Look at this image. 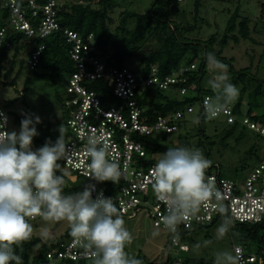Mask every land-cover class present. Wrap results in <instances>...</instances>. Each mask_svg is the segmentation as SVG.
<instances>
[{"label":"trees","instance_id":"1","mask_svg":"<svg viewBox=\"0 0 264 264\" xmlns=\"http://www.w3.org/2000/svg\"><path fill=\"white\" fill-rule=\"evenodd\" d=\"M25 1L17 0L19 5H23ZM57 1V23L81 34L93 32L101 57L107 65L122 66L127 63H132L130 67L138 69L144 75H148L151 66L155 64L157 67V75L161 78L168 75L180 65H194L185 71L186 80L182 85L192 86V88L184 94L179 93L178 88L174 89V87H169L168 89H160L158 87H155V89L142 88L136 93L137 103L143 109L142 113L146 118V122L148 121L149 123L159 115H166L175 110L184 109L186 105H192L194 110L192 113L185 114L179 119L175 132H156L148 136L143 135L138 137L144 143L147 152L148 159L145 160V163H155L152 158L153 152L156 154L165 152L167 148L190 147L193 142L190 138L193 136L196 138L194 148L201 149L205 157L210 160L212 149L216 144L223 145L230 137L238 141L246 129L254 131L240 122L241 116H248L251 120L264 124V105H262L264 103L262 102L264 101V76H258L256 69L255 73H252L250 67L235 69L230 58L222 55L223 48L229 43H238L240 38H251L250 20L247 17L241 16L237 7L230 14L224 32L220 37H217V34L214 33L205 40H185L181 34L191 30L193 26L184 25L178 27L169 19H160L161 16H157L154 11L155 5H152L150 10L144 13L123 10L118 18L115 29L112 30L110 27L112 19L109 12L115 7V1L98 0V7H93L91 4L92 0H76L73 3L63 5H60L62 0ZM174 1L176 7L178 5L177 3L181 2ZM155 3H159L160 8L169 12L173 0H155ZM199 7L200 0H195V16L198 15ZM259 16L264 19V2L260 5ZM38 17H32L30 19L32 25H36L35 23L39 20ZM130 19L135 23L133 28L128 24V20ZM0 27L6 28V38L11 43L9 48L6 46L0 47V72L10 51H12L14 58L20 51L23 50V53L25 52L24 57L19 60V68L16 70L13 79L4 85L14 86L16 79L21 73L22 65H24L27 71L31 72L30 75L24 78L22 93L27 91L35 80L45 77H48L54 83H65L66 77L73 70V65L68 53L69 44L66 43L61 31H56L44 39H28L20 32H15L9 27L8 13L1 8ZM150 37L155 38V45L152 48L146 44ZM37 43H43L44 48L39 53L38 62L31 68L26 64L25 60L30 50ZM208 53H214L216 59L228 66L229 82L235 86H239V95L236 101L231 104L236 119L231 123H226L220 117L209 120L201 110L202 108L199 107V102L204 95H213L212 90L208 86L203 85L204 76L210 72L206 60ZM261 61L264 63V56L261 57ZM13 67L14 60L10 62V67L3 76L8 77ZM86 86L102 94V104L107 105L114 100L103 80H94L87 83ZM57 98L60 106V119L53 122L50 119L39 116L41 122L36 124V126L48 130L53 136L33 138V146L42 147L49 140L54 143L59 136V126L62 124L65 128L67 112L62 108L60 94ZM13 102L12 99L9 100L7 106L13 104ZM195 104L198 105L196 110ZM5 112L7 114V110ZM29 114L30 112L28 111L25 113V115L35 120L36 116ZM190 114H192V122L194 125L188 128L185 126L187 121L186 117ZM25 115H17L12 111L13 119L16 122L22 121ZM197 119H199V123H196ZM209 121H216L221 125V129L219 131L213 129L211 133H207L205 125ZM9 123L8 132L14 131L10 129ZM258 136L260 137L259 134ZM172 138L175 139L174 143ZM261 144L264 145L262 142ZM191 147L193 148V146ZM59 163L65 168L62 160ZM214 173L222 176L216 161L212 162L206 175L208 176ZM70 174L79 178L82 184L77 190H74L72 186H69V188L64 186L66 195L71 194L72 191H81L90 182L88 178L86 179L73 173ZM111 185L110 183H105L99 185V187L108 193H112L114 188ZM38 218L40 217L37 216L34 219L29 218V221ZM217 221L222 223L223 220L221 221L219 217H214L209 224L180 231V241L187 244V239L192 232L206 229ZM232 230L238 232L239 243H242L248 252H253L256 255L254 262L246 264H264V222L250 224L232 221V227L229 231ZM171 235V233H167L168 248L163 257L161 256L158 260H148L139 253L134 257L145 261L147 264H170L176 256L181 258L180 264H213L210 258H191L184 251H178V248L171 241ZM71 238L69 226L64 232L55 237L48 236L46 239H43L38 234H33L30 241L25 242L21 248H16L15 251L17 255L21 256L22 264H48V252L52 253L53 258L56 259V264H91L90 259L57 257V249H62L61 244L69 241ZM79 249L82 248L79 247Z\"/></svg>","mask_w":264,"mask_h":264},{"label":"built area","instance_id":"2","mask_svg":"<svg viewBox=\"0 0 264 264\" xmlns=\"http://www.w3.org/2000/svg\"><path fill=\"white\" fill-rule=\"evenodd\" d=\"M57 2V0H26L23 5H19L17 0H1L0 8L8 13L9 27L26 38L44 39L56 31H61L66 43L69 44L68 53L73 70L66 77L63 83L64 90L60 94L62 108L67 112L64 139L68 156L66 159H61L63 165L69 173L87 179L88 176L84 174L89 162L85 151L87 140L89 137H101L102 141L110 146V156L119 162L123 176L118 184L111 181L96 182L88 178L90 182L87 185H95L93 198L102 191L105 197L113 198L114 203L123 213L124 220L133 214L144 212L154 227L170 233L160 223V216L166 214V205L155 197L151 187L150 169L155 163H145L148 159L147 152L144 143L138 137L156 132H175L179 119L185 114L192 113L193 106L186 105L184 109L159 115L149 123L146 122L143 109L138 105L135 95L139 89H155V87L160 89L174 87V89L178 88L179 93L184 94L192 88L182 85L186 80L185 71L194 65H180L163 78L157 75L155 64L151 66L148 75L127 64L107 65L101 57L93 32L81 34L57 23ZM32 17L39 18L36 25L31 24ZM6 35V28L0 27V47L11 46ZM43 48V43H37L30 50L25 60L29 67L36 65ZM98 79L106 83L114 99L107 105L102 104V94L99 91L86 86L87 83ZM205 97L209 95H204L199 102L203 113ZM5 116L7 117L5 130L8 131L9 117L0 106V120ZM217 117L224 119L226 123L233 122L236 119L233 106L229 103ZM240 122L258 133L264 143V124L255 122L245 115L240 117ZM248 172L243 181L241 179L235 181L215 173L208 176L214 179L216 188L221 192L222 200L219 203L223 204L226 215L232 221L262 223L264 222V155ZM105 183L112 184L111 187L114 188L112 193L99 187ZM74 193L76 192H71ZM218 206V202L212 200L198 213L199 219L193 218L178 226V237L174 240L173 234L171 235V241L178 251L186 252L189 249L186 243L180 241V231L209 224L214 217L223 220ZM79 247L71 238L61 244L62 249H57V257L89 259ZM232 249L237 264L252 263L256 260V255L248 252L242 243H232ZM47 257L48 264H56L51 252L47 253ZM180 261L181 258L176 256L170 264H180ZM143 264L147 263L143 261Z\"/></svg>","mask_w":264,"mask_h":264},{"label":"clouds","instance_id":"3","mask_svg":"<svg viewBox=\"0 0 264 264\" xmlns=\"http://www.w3.org/2000/svg\"><path fill=\"white\" fill-rule=\"evenodd\" d=\"M206 60L209 70L215 73L208 81L213 95L205 97L203 105L205 116L211 120L238 97L239 89L229 82L228 66L216 59L214 53H208ZM40 122L39 116L33 120L25 115L20 131L8 132L7 117L0 120V264H22L15 249L32 239L34 229L29 218L37 216L45 221H66L71 237L84 249L91 264H143L126 251L133 236L113 198L105 197L102 191L93 198L94 184L83 191L65 194L67 173L59 163L68 156L64 126H59L54 143L49 140L32 150L33 138L39 134L35 125ZM85 151L89 162L84 174L88 178L119 183L123 176L120 164L110 156V146L101 137H89ZM211 164L199 148L174 147L167 148L150 169L153 193L166 205L160 223L173 234L174 240L178 226L199 219L198 213L212 200L218 202L223 216L218 233L227 234L232 227L225 207L219 203L222 194L214 179L206 175ZM158 234L153 232L154 236ZM215 264L237 261L225 250L215 253Z\"/></svg>","mask_w":264,"mask_h":264},{"label":"rangeland","instance_id":"4","mask_svg":"<svg viewBox=\"0 0 264 264\" xmlns=\"http://www.w3.org/2000/svg\"><path fill=\"white\" fill-rule=\"evenodd\" d=\"M76 0H62L60 5L73 3ZM115 7L111 9L109 15L112 19L111 29L114 30L118 18L123 10L136 11L144 13L149 11L152 5H155L154 11L160 19H169L178 27L184 25L193 26L189 31L181 34L185 40H205L212 34L221 36L224 32L227 20L230 14L236 9L243 17L251 18V38L238 40V43L231 42L222 50V55L230 58L235 69L250 67L251 72L264 76V63L261 57L264 56V26H260V21L256 18L259 14V8L264 0H200V7L198 15L194 14L195 0H183L178 2L175 13L160 8L159 3L155 0H113ZM175 1L173 0V4ZM93 7H98V0H92ZM172 4V5H173ZM239 14V15H240ZM253 18V19H252ZM129 25L133 28L135 23L132 19L128 20ZM256 21V22H255ZM258 21V22H257ZM181 33V31H180ZM19 44V43H18ZM146 44L152 48L155 45V38L150 37ZM25 53V52H24ZM23 50L14 58L12 51L8 53L7 59L3 63L0 72V106L7 110V116L10 118V129L19 132L21 129V121L16 122L13 119L12 111L17 115H25L28 111L31 116H42L45 119H50L56 122L60 119V106L57 96L64 90L63 83H54L48 77L35 80L27 91L22 93V86L24 78L30 75L24 65L21 66V73L15 81L14 86L4 85L13 79L16 70L19 68V60L24 57ZM14 60V67L8 77H4L7 69L10 67V62ZM129 66L132 63H127ZM209 70V68H208ZM215 73L210 71L203 78V85L208 86L209 79ZM231 83V82H230ZM209 87V86H208ZM239 89V86H236ZM210 88V87H209ZM21 92V93H20ZM13 100V104L7 106L9 100ZM237 99V98H236ZM232 101L230 104H233ZM264 102V101H262ZM264 105V103H262ZM198 105L195 104V110ZM26 111V112H25ZM186 127L190 128L194 125L192 122V114L186 117ZM39 133L34 138L51 137L48 130L36 126ZM206 132L211 133L213 129L219 131L221 125L216 121H209L206 125ZM193 132V131H192ZM195 137H191L193 141L189 148H194ZM173 143L175 142L173 139ZM189 140V141H190ZM262 140L252 130L246 129L240 140L236 141L233 137L226 140L225 144H216L211 153L210 160L217 163L219 171L222 176L232 180H244L255 164L262 158L264 154V145ZM35 151L40 147L33 146ZM163 153L153 152L152 158L156 162ZM63 168V167H62ZM63 170L67 173L65 176V187L72 186L77 190L82 182L70 174L66 168ZM60 174V173H57ZM33 225V234H38L43 239L48 236L55 237L64 232L69 226L66 221H45L41 217L29 221ZM221 222L217 221L206 229L196 230L192 232L187 239L189 250L185 254L191 258H210L215 264V253L219 251H229L233 256L232 242L239 243L238 232L235 230L228 231L227 234L221 235L218 233V228ZM125 226L132 233L133 242L126 247V251L130 256H135L138 253L148 260H158L166 253L168 248L167 233L161 229L154 227L150 218L144 212H138L125 219ZM153 232H158V235H153ZM208 242V243H206ZM200 245L199 248L196 245Z\"/></svg>","mask_w":264,"mask_h":264},{"label":"crops","instance_id":"5","mask_svg":"<svg viewBox=\"0 0 264 264\" xmlns=\"http://www.w3.org/2000/svg\"><path fill=\"white\" fill-rule=\"evenodd\" d=\"M246 17H247V16H246ZM256 18H257L258 20H261L260 23H259L260 26H261V27L264 26V19L260 18L259 14H258V16L256 15ZM247 19L250 20L251 18L247 17ZM252 19H253V18H252ZM255 22H256V21H255ZM257 22H258V21H257ZM250 24H251V20H250ZM250 24H249V25H250Z\"/></svg>","mask_w":264,"mask_h":264},{"label":"water","instance_id":"6","mask_svg":"<svg viewBox=\"0 0 264 264\" xmlns=\"http://www.w3.org/2000/svg\"><path fill=\"white\" fill-rule=\"evenodd\" d=\"M176 11H177V7H176V5H174V4L171 5V6H170V12H171V13H175Z\"/></svg>","mask_w":264,"mask_h":264}]
</instances>
